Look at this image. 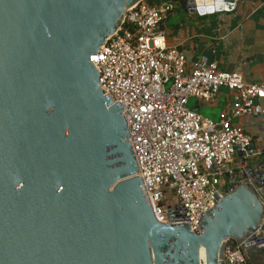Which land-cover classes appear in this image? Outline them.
Here are the masks:
<instances>
[{
	"label": "water",
	"instance_id": "1",
	"mask_svg": "<svg viewBox=\"0 0 264 264\" xmlns=\"http://www.w3.org/2000/svg\"><path fill=\"white\" fill-rule=\"evenodd\" d=\"M141 1L0 0V264H202L201 249L222 264L231 241L264 257V160L243 161L198 233L153 213L92 61Z\"/></svg>",
	"mask_w": 264,
	"mask_h": 264
},
{
	"label": "built area",
	"instance_id": "2",
	"mask_svg": "<svg viewBox=\"0 0 264 264\" xmlns=\"http://www.w3.org/2000/svg\"><path fill=\"white\" fill-rule=\"evenodd\" d=\"M175 7L171 0L134 5L92 59L101 91L122 106L138 175L155 217L169 222L171 208L175 223H189L198 233L200 217L232 182L230 164L237 151L244 160L257 155L250 148L251 136L233 120L264 116V86L220 71L205 57L188 62L161 30ZM222 88L232 91L234 99L217 120L188 107L191 97L213 105ZM222 264H249L244 243L231 241Z\"/></svg>",
	"mask_w": 264,
	"mask_h": 264
},
{
	"label": "crops",
	"instance_id": "3",
	"mask_svg": "<svg viewBox=\"0 0 264 264\" xmlns=\"http://www.w3.org/2000/svg\"><path fill=\"white\" fill-rule=\"evenodd\" d=\"M161 30L168 44L182 50L188 62L205 57L220 71L239 73L244 81L264 86V0H237L229 11L205 15L177 7L163 20ZM233 99V92L222 88L213 105H201L209 107L213 117L208 118L214 120ZM196 104L199 112L200 103ZM233 122L243 126L252 138L251 150L257 152L246 163L264 160V116H241ZM243 161V154L237 151L230 164V178L245 169ZM262 263L261 254L249 252V264Z\"/></svg>",
	"mask_w": 264,
	"mask_h": 264
},
{
	"label": "rangeland",
	"instance_id": "4",
	"mask_svg": "<svg viewBox=\"0 0 264 264\" xmlns=\"http://www.w3.org/2000/svg\"><path fill=\"white\" fill-rule=\"evenodd\" d=\"M197 100L193 97L189 98L188 101V107L190 108H194L197 104H196ZM199 106V112L204 116V117H213L210 113H209V107L203 106L201 104L198 105ZM203 106V107H202ZM217 119V118H216ZM214 119V120H216ZM174 198L170 197V202L174 203ZM203 257H204V252L201 253V262L202 264H204L203 262ZM264 264V263H262Z\"/></svg>",
	"mask_w": 264,
	"mask_h": 264
},
{
	"label": "trees",
	"instance_id": "5",
	"mask_svg": "<svg viewBox=\"0 0 264 264\" xmlns=\"http://www.w3.org/2000/svg\"><path fill=\"white\" fill-rule=\"evenodd\" d=\"M147 3H149V4H153V3H155L156 2V0H145ZM172 2H174L175 3V8H185V6H186V2H187V0H171Z\"/></svg>",
	"mask_w": 264,
	"mask_h": 264
},
{
	"label": "bare ground",
	"instance_id": "6",
	"mask_svg": "<svg viewBox=\"0 0 264 264\" xmlns=\"http://www.w3.org/2000/svg\"><path fill=\"white\" fill-rule=\"evenodd\" d=\"M92 61H94V59H92ZM202 252H204L203 249L200 250V257H201V253H202ZM203 262H204V264H205V254H204V257H203Z\"/></svg>",
	"mask_w": 264,
	"mask_h": 264
}]
</instances>
